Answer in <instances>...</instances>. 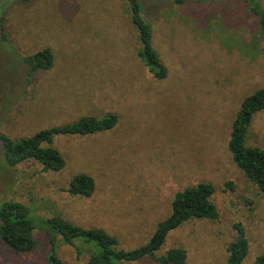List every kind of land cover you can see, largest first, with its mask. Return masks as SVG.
<instances>
[{"label":"rangeland","instance_id":"rangeland-1","mask_svg":"<svg viewBox=\"0 0 264 264\" xmlns=\"http://www.w3.org/2000/svg\"><path fill=\"white\" fill-rule=\"evenodd\" d=\"M143 4L167 70L163 80L137 56L125 0H29L0 10L1 135L18 140L83 116L118 117L106 133L54 137L65 159L59 172H43L32 161L7 166L0 141V204L22 203L37 221L60 214L132 250L170 214L177 192L210 183L217 219L184 223L156 257L179 248L184 264H223L239 226L248 242L242 264H254L264 254V194L234 165L227 143L241 101L264 86L257 18L245 0ZM47 48L51 68L29 76L22 59ZM246 145L264 151V111L254 115ZM81 173L95 182L91 197L60 191ZM34 238L35 248L24 254L0 242V264H46L47 237L35 230ZM80 248L82 254L60 239L56 244L63 264H86L90 247Z\"/></svg>","mask_w":264,"mask_h":264},{"label":"trees","instance_id":"trees-1","mask_svg":"<svg viewBox=\"0 0 264 264\" xmlns=\"http://www.w3.org/2000/svg\"><path fill=\"white\" fill-rule=\"evenodd\" d=\"M27 1V0H22ZM130 22L139 43L137 56L156 80L167 76L166 67L152 45V27L145 17L143 0H125ZM176 6L196 1L210 3L213 0H172ZM250 11L257 18L260 32L264 36V9L257 0H245ZM2 29V28H1ZM3 42L5 34L1 32ZM28 68L29 76L46 71L53 64L52 52L47 48L22 59ZM264 111V86L245 97L240 104L230 128L227 149L234 165L257 189L264 194V151L246 145V138L255 114ZM118 117L108 113L103 117L83 116L74 123L41 130L18 140H11L0 134L2 154L7 166L14 168L25 162H35L43 172H59L65 167V159L54 147V137H85L106 133L117 124ZM60 191L70 196L89 198L95 191V182L87 174L74 175L66 188ZM214 187L210 183H199L177 192L171 202L170 214L160 221L148 241L132 250L119 247L116 237L100 228H83L64 219L60 214L52 217L34 216L31 208L16 201L0 204V242L17 254L31 252L35 246V230L47 237L50 249L45 258L46 264H63L56 251L60 239L64 244L75 247L81 253L80 243L90 247L86 264H129L154 258L159 264H184L186 253L179 248L169 249L164 255L156 254L165 244L167 236L184 223L191 220L217 219V211L211 201ZM31 215L34 219L31 218ZM239 236L226 247V260L223 264H242L248 254V242L242 228L237 226ZM79 246L75 245L78 244ZM254 264H264V254L256 258Z\"/></svg>","mask_w":264,"mask_h":264},{"label":"flooded vegetation","instance_id":"flooded-vegetation-1","mask_svg":"<svg viewBox=\"0 0 264 264\" xmlns=\"http://www.w3.org/2000/svg\"><path fill=\"white\" fill-rule=\"evenodd\" d=\"M29 1V0H27ZM26 1V2H27ZM15 2H25L22 0H0V10L3 11L5 9H8L11 5H14ZM0 16H1V12H0Z\"/></svg>","mask_w":264,"mask_h":264}]
</instances>
